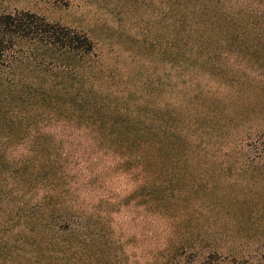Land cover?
<instances>
[{
	"label": "trees",
	"instance_id": "1",
	"mask_svg": "<svg viewBox=\"0 0 264 264\" xmlns=\"http://www.w3.org/2000/svg\"><path fill=\"white\" fill-rule=\"evenodd\" d=\"M181 1L165 72L143 81L105 64L81 31L0 12V171L35 179L37 263L264 258L255 236L196 225L218 208L204 183L213 159L232 139L264 141V130L228 129L248 105L264 107V0Z\"/></svg>",
	"mask_w": 264,
	"mask_h": 264
},
{
	"label": "rangeland",
	"instance_id": "2",
	"mask_svg": "<svg viewBox=\"0 0 264 264\" xmlns=\"http://www.w3.org/2000/svg\"><path fill=\"white\" fill-rule=\"evenodd\" d=\"M182 4L181 0H0V12L29 11L81 31L105 64L121 67L124 78L143 81L161 78L165 72L166 42L171 30L178 31ZM234 112L241 113L233 109L231 115ZM263 112L261 104L248 105L244 124L235 129L229 125L230 134L247 126L264 130ZM251 144L242 147L232 139L213 159L204 183L212 189L209 200L218 208L197 216L196 230L255 236L253 247L264 248V141ZM201 158L200 153L199 163ZM198 162L195 174L201 170ZM221 172H227V177ZM34 180L25 186L15 175L0 171V264H50L35 260ZM226 203L230 204L227 212L222 207ZM219 245L230 247V239L224 238ZM253 264H264V258Z\"/></svg>",
	"mask_w": 264,
	"mask_h": 264
}]
</instances>
